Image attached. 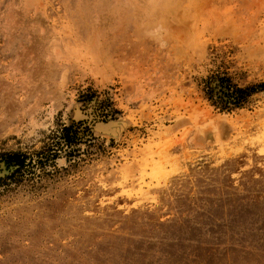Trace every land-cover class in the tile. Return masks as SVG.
I'll return each mask as SVG.
<instances>
[{
	"label": "rangeland",
	"instance_id": "obj_1",
	"mask_svg": "<svg viewBox=\"0 0 264 264\" xmlns=\"http://www.w3.org/2000/svg\"><path fill=\"white\" fill-rule=\"evenodd\" d=\"M223 76L264 81V0H0V153L88 128L0 182V264H264V91Z\"/></svg>",
	"mask_w": 264,
	"mask_h": 264
},
{
	"label": "trees",
	"instance_id": "obj_2",
	"mask_svg": "<svg viewBox=\"0 0 264 264\" xmlns=\"http://www.w3.org/2000/svg\"><path fill=\"white\" fill-rule=\"evenodd\" d=\"M210 92L215 94V102L223 108L239 107L244 104L247 99L259 92L264 91V81L258 84L247 85L244 87L231 84L228 78L224 76L218 80L211 81ZM208 93L210 100L213 98ZM88 128L84 125V121L72 122L69 125H61L52 134H48L47 141L42 147L34 153H26L20 151H9L0 153V163H2L9 173L0 178V182L4 180H16L22 178L29 169L38 167L45 170L47 166H54V161L59 157L61 152L66 156V160L72 159L78 148L76 147L83 138L84 132ZM82 133L81 135L79 133Z\"/></svg>",
	"mask_w": 264,
	"mask_h": 264
}]
</instances>
